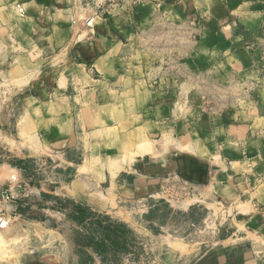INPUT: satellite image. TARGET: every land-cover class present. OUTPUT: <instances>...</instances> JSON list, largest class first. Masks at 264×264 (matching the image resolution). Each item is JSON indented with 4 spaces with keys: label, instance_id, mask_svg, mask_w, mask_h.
Segmentation results:
<instances>
[{
    "label": "rangeland",
    "instance_id": "rangeland-1",
    "mask_svg": "<svg viewBox=\"0 0 264 264\" xmlns=\"http://www.w3.org/2000/svg\"><path fill=\"white\" fill-rule=\"evenodd\" d=\"M144 1L79 4L100 11L106 20L126 8L136 23ZM250 1L259 4L257 11L264 16V0ZM219 9L211 21L195 12L171 21L160 6L148 29L133 25L138 34L133 44L145 53L136 54L135 63L153 64L144 78L161 83L168 99L172 87L166 84L176 86L178 101L168 104L176 120H188L189 112L210 118L234 113L264 90V54L258 86L242 85L232 69L226 83L217 80L226 73L214 71L215 79L202 69L205 62L211 66L220 60L198 49L207 34L220 29L214 22ZM227 13L230 21L236 20L230 8ZM17 17L16 7L0 5V220L9 225L0 232V264H220V256L243 261L251 243L239 244L235 223L245 221L244 215L235 209L236 200L204 185L218 167L207 165L205 174L196 167L189 168L190 174L169 173L156 192L131 197L128 185L141 164L135 162L137 137L127 140L122 126L112 128L117 123L109 119L114 106L87 93L101 88L83 81L84 72L61 69L68 48L56 50L60 56L66 49L56 61L34 49L26 54L29 44L41 49L47 39L28 40L25 34L35 24ZM258 37L264 42V32ZM75 95L83 100L76 102ZM170 138L158 134L154 146L138 147L161 156L170 150ZM198 171L202 180L196 181ZM260 211L264 216V206ZM254 258L252 264H260L264 252Z\"/></svg>",
    "mask_w": 264,
    "mask_h": 264
},
{
    "label": "crops",
    "instance_id": "crops-1",
    "mask_svg": "<svg viewBox=\"0 0 264 264\" xmlns=\"http://www.w3.org/2000/svg\"><path fill=\"white\" fill-rule=\"evenodd\" d=\"M5 1L0 0V5L16 7L17 19L35 24L25 34L28 40L47 39L41 49L29 44L26 54H31L34 49L35 54L55 56L50 57L56 61L64 57L66 49L60 56L55 55L56 50L61 52L62 48H68L67 55L61 60L65 66L61 69L84 72L80 73L84 76L83 81L91 87L101 88L87 93L96 96L101 103H109L108 107L114 106L109 119L117 120V123L114 122L112 128L122 126L127 140L128 136L137 137L135 162L141 164L134 183L128 185L131 197L156 192L161 179L169 173L190 174L189 168L196 167L202 168L205 174L207 165L217 166V175L206 179L204 185L216 189L225 199L236 200L235 209L239 216L242 214L248 220L235 223L239 244L243 241L251 243V249L246 250L243 261H240L243 263L238 257L220 256V264H252L256 261L254 256L264 252V216L260 211L264 206V90L261 96H255L257 100L251 95L253 102L243 101L242 108L234 113L210 118L189 112L188 120H181L180 116L176 120L173 107L171 109L168 105L178 101L176 86L171 82L166 84L172 87V98L168 99L159 88L161 83L151 84L144 78L145 72L153 69V64L149 68L150 61L135 63V55L145 53L133 44L138 37L133 25L148 29L157 20L160 6L171 21L183 19L192 12L211 21L221 8V15L214 20L219 22L220 29L207 34L198 46V49L217 54L220 60L211 66L205 62L207 67L203 65L205 68L202 69L211 72L210 78H215L211 75L214 71L226 73L227 76H221V79L220 76L215 78L221 80L220 83H226L233 71L242 85L258 86L260 56L264 54L260 49L264 42L258 37L264 32V16L257 11L259 4L250 0H145L137 9L135 23L126 8L117 10L106 20L100 11L80 7V0ZM229 8L236 17L233 22L228 18ZM49 22L54 23L51 25L53 30ZM85 22L92 28H87ZM14 35L20 37L18 33ZM216 42L219 46L215 45ZM141 58L145 59V56ZM87 72L93 74L92 78ZM77 85L84 86L83 83ZM185 86L188 88L187 84ZM77 95L74 97L76 102L81 98ZM158 134L171 136L170 150L166 149L168 152L161 156L152 148L150 154L141 152L138 146L147 142L154 146ZM194 178L202 180L201 171L195 172ZM260 260L259 263L264 264V258Z\"/></svg>",
    "mask_w": 264,
    "mask_h": 264
},
{
    "label": "bare ground",
    "instance_id": "bare-ground-1",
    "mask_svg": "<svg viewBox=\"0 0 264 264\" xmlns=\"http://www.w3.org/2000/svg\"><path fill=\"white\" fill-rule=\"evenodd\" d=\"M12 178H13V180L16 179L15 176H13ZM7 227H8V222L4 219H1L0 220V232H3V229H6Z\"/></svg>",
    "mask_w": 264,
    "mask_h": 264
},
{
    "label": "water",
    "instance_id": "water-1",
    "mask_svg": "<svg viewBox=\"0 0 264 264\" xmlns=\"http://www.w3.org/2000/svg\"><path fill=\"white\" fill-rule=\"evenodd\" d=\"M7 193H8V187H7V190H6V193H5L6 196H7Z\"/></svg>",
    "mask_w": 264,
    "mask_h": 264
}]
</instances>
